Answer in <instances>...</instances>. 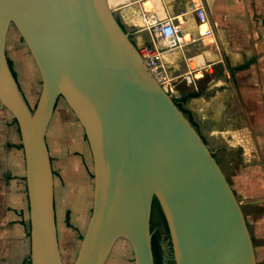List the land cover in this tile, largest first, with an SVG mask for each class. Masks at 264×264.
Returning a JSON list of instances; mask_svg holds the SVG:
<instances>
[{
	"label": "water",
	"instance_id": "1",
	"mask_svg": "<svg viewBox=\"0 0 264 264\" xmlns=\"http://www.w3.org/2000/svg\"><path fill=\"white\" fill-rule=\"evenodd\" d=\"M14 25L40 71L31 108L8 61ZM23 111L31 264H65L47 131L64 99L93 156L92 211L72 264H106L126 240L135 264H155L151 217L167 220L175 264H257L241 204L189 115L162 85L108 0H0V83Z\"/></svg>",
	"mask_w": 264,
	"mask_h": 264
},
{
	"label": "crops",
	"instance_id": "2",
	"mask_svg": "<svg viewBox=\"0 0 264 264\" xmlns=\"http://www.w3.org/2000/svg\"><path fill=\"white\" fill-rule=\"evenodd\" d=\"M202 1L208 16V22L203 24L190 10L191 0L167 1L168 12L184 17L186 32L199 35L210 26L213 34L188 41L182 48L165 50L163 73L171 78L178 93L187 97L188 115L229 180L245 215L257 264H264V0ZM157 6L164 13L159 2ZM143 7L152 10L154 5L145 0ZM119 9H123L129 31L142 27L137 5ZM138 33L134 38L138 45L146 38L150 41L147 30L139 29ZM188 57L198 65L194 82L183 77L188 71ZM62 112L67 115L66 109ZM26 173L22 137L18 143H2L0 264H28L30 260ZM93 193L94 190L89 213L81 219L74 218L83 233L92 211ZM57 225L60 237L58 210Z\"/></svg>",
	"mask_w": 264,
	"mask_h": 264
},
{
	"label": "rangeland",
	"instance_id": "3",
	"mask_svg": "<svg viewBox=\"0 0 264 264\" xmlns=\"http://www.w3.org/2000/svg\"><path fill=\"white\" fill-rule=\"evenodd\" d=\"M113 10L126 21L123 9ZM127 25L129 27V24ZM139 29L130 31L134 38L139 34ZM146 42H150L148 38L144 41ZM144 43H141L142 46ZM142 46L140 45V48ZM6 53L9 63L17 73L25 100L31 108H34L39 97L42 78L28 46L14 25L8 31ZM62 109L67 110L66 116ZM21 137L17 118L13 111L0 100V147L2 143H18ZM47 141L54 169L56 211L58 210L61 224L59 240L65 264H72L83 235V230L77 226L79 222H76L74 218L77 216L81 219L89 213L91 195L94 190V168L84 128L64 99L57 104L47 131ZM151 227L153 232L161 236L164 264H174L169 226L158 206L152 211ZM106 264H135L130 244L126 240H119Z\"/></svg>",
	"mask_w": 264,
	"mask_h": 264
},
{
	"label": "built area",
	"instance_id": "4",
	"mask_svg": "<svg viewBox=\"0 0 264 264\" xmlns=\"http://www.w3.org/2000/svg\"><path fill=\"white\" fill-rule=\"evenodd\" d=\"M110 1V0H108ZM110 5L113 9H119L121 6H138L141 10L140 17L143 21L141 30H147L149 33L150 42L144 43L140 48L148 65L159 77L164 88L172 93L175 98L181 97L176 88L171 82V78L164 75V65L162 62V54L165 50H174L182 48L188 41L204 39V37L212 35L213 29L208 26L199 34L186 32L185 19L182 14L170 13L167 10L168 0H148L154 5L152 10H146L143 7L145 0H111ZM157 2L160 8L164 9L161 13L157 8ZM190 10L198 15L200 22L207 23L208 16L205 4L202 0H191ZM188 62V71L183 73V77L188 82H194L193 75L197 66H195L192 57L186 59Z\"/></svg>",
	"mask_w": 264,
	"mask_h": 264
},
{
	"label": "trees",
	"instance_id": "5",
	"mask_svg": "<svg viewBox=\"0 0 264 264\" xmlns=\"http://www.w3.org/2000/svg\"><path fill=\"white\" fill-rule=\"evenodd\" d=\"M11 67H12V65H11ZM13 73H14L15 76H17V73H16V71L14 69H13ZM175 99H176L178 105L181 107V109H183L187 114H189L188 110L185 107V102L187 100V97H182L181 96V97L175 98ZM191 120H192V118H191ZM157 206L160 207L158 202H157V200L155 199L154 200V204H153V209H154V207H157ZM162 213H163V211H162ZM152 241H153V252H154L155 264H164V254H163V250H162L161 236L157 232H153ZM173 260H174L173 263L175 264V258ZM28 264H31L30 260L28 261Z\"/></svg>",
	"mask_w": 264,
	"mask_h": 264
},
{
	"label": "bare ground",
	"instance_id": "6",
	"mask_svg": "<svg viewBox=\"0 0 264 264\" xmlns=\"http://www.w3.org/2000/svg\"><path fill=\"white\" fill-rule=\"evenodd\" d=\"M113 1H109V4L112 5ZM150 4V3H149ZM135 41V39H134ZM136 42V41H135ZM136 44H138L136 42ZM157 74V73H156ZM0 92L3 93L5 99L9 101L14 107L19 109L20 111H23V105L19 99L18 94L15 92L12 86H10L8 83L1 82L0 83Z\"/></svg>",
	"mask_w": 264,
	"mask_h": 264
},
{
	"label": "flooded vegetation",
	"instance_id": "7",
	"mask_svg": "<svg viewBox=\"0 0 264 264\" xmlns=\"http://www.w3.org/2000/svg\"><path fill=\"white\" fill-rule=\"evenodd\" d=\"M116 15H117V18L119 19V21L123 24V26H124L127 30H129L127 23L122 19L121 15H120V14H116Z\"/></svg>",
	"mask_w": 264,
	"mask_h": 264
}]
</instances>
